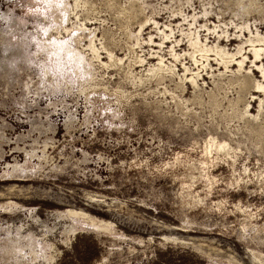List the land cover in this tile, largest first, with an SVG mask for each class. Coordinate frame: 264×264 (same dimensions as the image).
I'll use <instances>...</instances> for the list:
<instances>
[{
  "label": "rangeland",
  "instance_id": "rangeland-1",
  "mask_svg": "<svg viewBox=\"0 0 264 264\" xmlns=\"http://www.w3.org/2000/svg\"><path fill=\"white\" fill-rule=\"evenodd\" d=\"M254 63L264 0H0V264H264Z\"/></svg>",
  "mask_w": 264,
  "mask_h": 264
},
{
  "label": "bare ground",
  "instance_id": "bare-ground-1",
  "mask_svg": "<svg viewBox=\"0 0 264 264\" xmlns=\"http://www.w3.org/2000/svg\"><path fill=\"white\" fill-rule=\"evenodd\" d=\"M193 18V20H194V18H195V16H192ZM156 23V22H155ZM154 23V24H155ZM168 30V29H167ZM163 31V30H162ZM170 32V31H169ZM165 35V34H164ZM168 36V35H167ZM166 37V36H165ZM90 44H92L91 42H90ZM199 45H200V40H199V34L197 33V36H195V37H193V38H191V46H193V47H199ZM92 46V45H91ZM93 47H94V45H93ZM93 47H92V49H93ZM240 49H242L241 47H240ZM93 50H95V49H93ZM260 50H262V48H260V47H255V46H253L252 47V49L250 50L253 54H254V56L255 57H258V55H259V51ZM247 56H245V55H242L241 56V58L240 59H238L237 60V63H238V65L241 67L242 66V64L244 63V58H246ZM254 70H261V72H262V75L264 76V69L262 68V66L261 65H259V64H256V63H254ZM260 86V85H259Z\"/></svg>",
  "mask_w": 264,
  "mask_h": 264
},
{
  "label": "trees",
  "instance_id": "trees-1",
  "mask_svg": "<svg viewBox=\"0 0 264 264\" xmlns=\"http://www.w3.org/2000/svg\"><path fill=\"white\" fill-rule=\"evenodd\" d=\"M187 253V252H186ZM202 261V260H201ZM152 264H154V261H152Z\"/></svg>",
  "mask_w": 264,
  "mask_h": 264
}]
</instances>
